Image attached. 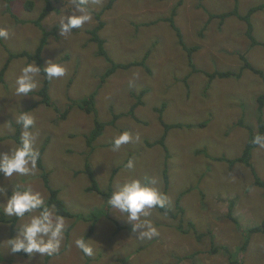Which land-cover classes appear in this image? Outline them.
I'll use <instances>...</instances> for the list:
<instances>
[{
  "label": "rangeland",
  "instance_id": "obj_1",
  "mask_svg": "<svg viewBox=\"0 0 264 264\" xmlns=\"http://www.w3.org/2000/svg\"><path fill=\"white\" fill-rule=\"evenodd\" d=\"M112 1L88 0L92 22L62 36L59 21L62 13L72 15L66 7L71 0H52V11L42 22L49 32L42 57L45 66L57 59L68 70L64 77L51 80L49 86L58 110L44 104L39 95L43 74L37 77L40 86L30 97L19 101L22 97L14 95L20 69L35 61L13 59L5 82L0 83V154L18 145L11 137L19 128L13 116L19 111L31 112L36 147L45 148L41 160L44 170L37 164L33 174L14 176L13 181L0 175V187L11 196L15 183H20L41 193L46 202L50 184L59 189L60 199L76 215L65 218V240L58 255L35 254L31 259L6 250L3 244L12 239V227L0 222V264H231L234 260L238 264H264V234H253L244 244L246 231L264 220V192L254 185L248 167H230L225 160L241 156L249 142V127L258 129L257 98L264 94V80L249 70L241 79L217 78L212 82L204 74L238 72L243 66L241 55L264 72V47L251 46L248 24L236 17L227 18L222 27L218 20L206 25L210 12L233 10L235 0H117L110 6ZM29 2L34 5L32 11L27 9ZM262 4L264 0H239V12L244 15L251 6ZM45 5L46 0H0V28L10 33L9 39H0V70L9 52L34 53L39 46L43 33L34 21ZM174 8L173 22L185 44L199 47L191 60L202 72L192 71L188 52L179 45L170 23L158 21L169 17ZM96 14L105 23L100 36L109 57L117 64H127L143 60L150 51L146 61L150 72L138 66L119 69L101 85L109 63L97 54L98 46L91 41L90 30L98 25ZM252 22L254 36L264 42V10L254 14ZM92 93H96V115L72 104ZM140 99L143 105L134 114H127ZM163 104L164 123L182 125L167 135V162L162 147L153 144L165 132L158 114ZM96 118L113 123L94 143L97 151L87 159L86 136L94 129ZM124 131L133 135V141L112 151L114 137ZM129 159L134 160L132 170L125 168ZM86 163L103 192H108L109 186L115 190L130 179H157L153 186L163 192L164 170L168 167V208L183 217L182 230L178 229L179 219L157 208L146 219L157 228L158 235L139 240L132 223L108 212L104 195L87 191L94 181L86 172ZM252 164L264 180V149L253 151ZM178 199L184 215L176 207ZM5 203L0 196L1 211ZM231 203L239 224L227 217ZM102 211L104 214L99 213ZM26 222L18 220L13 238ZM93 224L94 231L86 238ZM84 233L93 241L92 257L83 256L75 246V240Z\"/></svg>",
  "mask_w": 264,
  "mask_h": 264
},
{
  "label": "clouds",
  "instance_id": "obj_2",
  "mask_svg": "<svg viewBox=\"0 0 264 264\" xmlns=\"http://www.w3.org/2000/svg\"><path fill=\"white\" fill-rule=\"evenodd\" d=\"M88 0H71L70 5H66L72 15L62 17L59 21L60 33L62 36L72 34V30L82 27L85 23H90L93 16L87 7ZM67 21V22H66ZM10 33L7 28H0V39H9ZM67 68L55 61L49 60L44 67L36 64H28L20 69V74L16 78V88L14 95L22 97L19 101L34 92L40 82L37 77L43 72L46 78L51 81L55 78L64 77ZM31 112L19 111L14 116V123L20 130V143L15 147H10L9 153L0 154V175L5 179L13 181L14 176H24L33 174L37 169L40 159V151L36 147L37 135L31 129L35 120ZM133 135L124 131L115 136L112 142V151H118L122 145L133 141ZM139 141L140 137H135ZM252 143L264 149V135L254 136ZM134 160L129 159L125 168L134 169ZM157 179L141 181L140 179H130L116 186L106 200L109 211L114 213L119 219L133 224V231L138 232V239H152L158 235L157 228L146 219L151 215L152 210L163 209L169 206L168 197L162 193L156 185ZM0 196L6 203L2 205V214L6 217H15L18 220H27L19 227L17 235L9 239L3 245L11 254L23 253L30 259L39 254L40 257L58 255L65 240L66 219L59 215L55 206L45 203L41 193L33 192L20 183H15L11 196L6 188L0 187ZM93 241L82 237L75 240L76 248L85 257L95 255L92 246Z\"/></svg>",
  "mask_w": 264,
  "mask_h": 264
},
{
  "label": "trees",
  "instance_id": "obj_3",
  "mask_svg": "<svg viewBox=\"0 0 264 264\" xmlns=\"http://www.w3.org/2000/svg\"><path fill=\"white\" fill-rule=\"evenodd\" d=\"M116 1L117 0H113L110 3V6H112V4L115 3ZM179 5L180 4H178V6ZM33 6H34L33 3L29 2L27 9L29 11H32ZM238 6H239V0H235V4H234L235 9H233V10L221 12L219 14H215V13L210 12L209 13V19L207 20L206 25L208 26L212 21L218 20L217 22L219 23V26L222 27L227 18L236 17V18H238V19H240V20H242L248 24L247 37L251 43V46H254V47L255 46H263L264 47V42L257 40V38L254 36V34H253L254 30H253L252 24H251V23H253L252 22L253 15L256 14L257 12L264 10V4L251 6L244 15L239 12ZM51 11H52V0H46V5L43 8V11L41 12V14L37 18V20L34 21L35 25L38 26L39 28H41L42 33H43L41 43L36 48L34 53H30L28 51H23V52H19V53L9 52L8 60L0 70V83L5 82V75L7 73L8 67H9V65L13 59L26 57L28 60L35 61L38 67H44L45 66V61L42 57V54H43V50H44V47L46 44V39L49 37V32L43 28L42 22L45 20V18L48 16V14ZM176 12H177V8H174L169 17L160 18L158 21H164V22L170 23V25L173 27V29L176 32V35L178 36V38L180 40L179 45L182 46L183 49L188 52L190 67H191L192 71H194V72L200 71L197 68H195V66L192 64V60H191L192 53L194 51H197L199 49V47L198 46L189 47L187 44H185V42H184L185 39L182 35L181 30L177 27V25H175V22H173L175 17H176ZM13 18H16V17L13 15ZM96 18L98 20V25L90 30V34L92 35L91 41L95 42L98 46L97 54L99 56H103V58H105L109 63V67L105 71L104 75H102L101 85H103L106 82V79L108 77H110L112 74H114L119 69H130L132 67H137V66L142 67V68H147L146 61L148 59V55L150 54V51H148L145 54V56L143 57V60L135 61V62L127 63V64L115 63L109 57L108 51L105 48V40L103 39V37L100 36V32L104 28L105 23H104V21H102L100 19V16L98 14H96ZM207 26H205L204 28L206 29ZM241 59L243 61V66L240 67L238 72H236V71H217V72H212V73L204 72V74L207 76V78H209V82H212L213 80H215L217 78H219V79H223V78L241 79L244 71L249 70L264 80V72L263 71H261L258 68H255L248 61L247 57L241 55ZM147 71L150 72L149 68H147ZM200 72H202V71H200ZM41 74H43L45 76V74L43 72H41ZM50 83H51V81H49L45 76L42 87L39 91V95L42 97V102L44 104H46L48 106H52L56 110H58L54 106V103L52 102L51 97L49 95ZM144 94H145V91L141 92L140 96H143ZM95 97H96V93H92L91 95H89L83 99L74 100L72 102V104L78 106L79 108H81L82 110L87 112L88 114L92 113V114L96 115L97 112H96V99H95ZM257 104H258V106H257L258 129H254L253 127H249V128H251V129H249V137H248L249 142L245 145V148L243 149L241 156H239L238 158L225 159V160H227L228 164H230V167H234L236 164H244L246 167H248L252 172L253 179H254V185L261 188L264 192V180L260 178V176L257 174V171H256L254 165L252 164L253 151L258 147L252 143V140H253L254 136L257 134L264 135V94L260 95L257 98ZM140 105H143V101L141 99L139 101H137L135 104H133L131 110L127 114H134L136 108ZM165 107H166V105L163 104L162 108L159 109V112H158V114L160 115L159 120L162 123V126L164 127L165 132L161 136V138L156 140L155 143H153V144L159 145L162 147V149L165 152V158H166V162H167V160L170 157V151H169V148L166 144L167 135H168L170 130L180 128V127H182V125H180V124H176V125L171 124L170 125V124L164 123L163 113H164ZM70 110L71 109H69L66 112H69ZM66 117H67V113L63 114V118L66 119ZM112 123L113 122L100 121L98 118L95 119L94 129L91 131V133L89 135L86 136V144H87V148H89L88 149L89 151H87V155H86L87 159H89V157L91 155L95 154L98 147L94 143L99 139V137L102 136V134L106 130V127H108L109 125H112ZM242 123H240V124H242ZM201 126H203V124ZM11 138L16 140V142L18 144L20 143V139H19L20 138V129L19 128L17 129L16 134L13 135V137H11ZM46 145H47V142H46L45 146ZM150 146H153V145H150ZM44 150H45L44 147H42L39 150L41 155H40V159L38 161V167H40L42 170H44V166L41 162ZM219 160H222V159H219ZM116 170L118 171V169H116ZM86 172L89 173L90 178L94 181L93 186L91 188H89L87 191L95 190L96 192L104 195L108 199L110 197L111 192L113 191L112 187L109 186L108 192H103L99 188L98 184L96 183V180L94 179V171L90 168L88 163H86ZM44 177L47 178L48 176L44 174ZM46 178H45V180H46ZM164 185H165V187H164V190L162 193H164L167 196L168 191H169V188H168V185H169L168 167L165 168V170H164ZM48 189H49V196H48V199L45 203L47 205H49L50 207L55 206L59 215H62L65 218H75L76 215L69 212L67 207H66L65 202L62 199H60L59 189L53 188L50 184H48ZM176 207H177L178 211H180V213L182 215H184L185 210L182 208V206H180V199L176 200ZM233 208H234V204L231 203L229 206V209H228L227 217H229L230 220H232L234 223L239 224L238 221L233 217V214H234ZM158 209L162 214L165 213V215H167L173 219H177V220L179 219L178 229L182 230V224L184 221L183 217L179 218V216H177L175 213H173L172 210L169 209L168 207L163 208V209H160V208H158ZM99 213L104 214L103 211L99 212ZM84 220H86V219L84 218ZM0 222H5V223L11 224V227H12L11 234H12V238H13L14 234L16 233V224L18 222V219L15 217H12V218L6 217L2 214V211L0 210ZM188 225L193 229L195 228L194 224H192L190 221L188 222ZM94 226H95V224H93L91 226V228L89 229V232L86 235V238L91 236V234L94 231ZM258 233L264 234V220L262 221V223L260 225L252 227L246 231L244 244L251 238V236L253 234H258ZM219 248L220 247L218 246L216 249H219ZM225 250L229 251L227 248H225ZM231 264H238V261L234 260L233 262H231Z\"/></svg>",
  "mask_w": 264,
  "mask_h": 264
},
{
  "label": "crops",
  "instance_id": "obj_4",
  "mask_svg": "<svg viewBox=\"0 0 264 264\" xmlns=\"http://www.w3.org/2000/svg\"><path fill=\"white\" fill-rule=\"evenodd\" d=\"M164 18H166V17H164Z\"/></svg>",
  "mask_w": 264,
  "mask_h": 264
}]
</instances>
